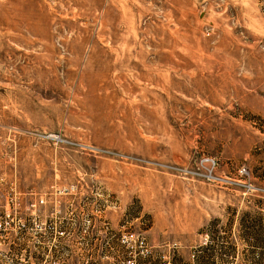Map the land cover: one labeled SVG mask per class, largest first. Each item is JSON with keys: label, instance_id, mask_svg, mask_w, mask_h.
Segmentation results:
<instances>
[{"label": "rangeland", "instance_id": "374dc122", "mask_svg": "<svg viewBox=\"0 0 264 264\" xmlns=\"http://www.w3.org/2000/svg\"><path fill=\"white\" fill-rule=\"evenodd\" d=\"M0 223V264H264V0H0Z\"/></svg>", "mask_w": 264, "mask_h": 264}, {"label": "built area", "instance_id": "2783aa9c", "mask_svg": "<svg viewBox=\"0 0 264 264\" xmlns=\"http://www.w3.org/2000/svg\"><path fill=\"white\" fill-rule=\"evenodd\" d=\"M24 228L23 229H26V227L25 226H23ZM2 228H3V230H5L6 229V227H5V225L4 224H2V223H0V229L2 230ZM11 228V227H10ZM11 230H12V228H11ZM41 231L40 232H43V230L44 231H46L45 229H43L42 230V228L40 229ZM54 230H55V238H58V239H63V238H65V232L64 231H62L61 229H56V228H54ZM14 232H16V230H13ZM16 235H17V233H15ZM21 233L19 232V235H20ZM41 239H43V237L42 236H40V239L38 240V241H36V247H39L40 245H38V244H41ZM14 242V241H13Z\"/></svg>", "mask_w": 264, "mask_h": 264}]
</instances>
